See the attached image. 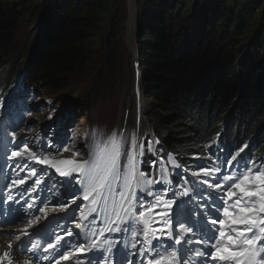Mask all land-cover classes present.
<instances>
[{"label":"trees","instance_id":"16d2710c","mask_svg":"<svg viewBox=\"0 0 264 264\" xmlns=\"http://www.w3.org/2000/svg\"><path fill=\"white\" fill-rule=\"evenodd\" d=\"M135 7L146 119L161 147L184 165L218 135L264 166V0H135ZM126 9L125 0L0 1V95L10 91V59L26 26L22 87L73 88L92 104L109 91L118 100L133 73Z\"/></svg>","mask_w":264,"mask_h":264},{"label":"snow or ice","instance_id":"6c2138e0","mask_svg":"<svg viewBox=\"0 0 264 264\" xmlns=\"http://www.w3.org/2000/svg\"><path fill=\"white\" fill-rule=\"evenodd\" d=\"M12 140L13 142L15 141L14 135ZM139 147L140 154L142 155L143 145ZM121 148V140L116 134H113L103 146L99 143H94L90 146L89 159L77 161L75 157L80 156V153L75 149L71 150L73 159L56 160L50 158L48 155L40 157L27 144H23L18 150H13L10 158L24 157L27 154V159L39 164L50 165L63 176H72L73 173L82 175L86 181V193L83 198L88 200L91 197L92 205H98L100 200L104 198V191H111L112 182L118 180L120 177L119 162L122 155ZM133 148L135 149V141H133ZM69 150L68 147H64L63 149L65 152ZM135 160V151L127 154V163L123 174L124 188L127 189V192L120 193L122 202L127 201L129 204V208L124 209L126 212L131 210V198L134 195L137 177L143 178L144 176L143 173H138L135 167ZM254 163V161L249 162L250 165ZM219 171V169L200 168L198 172H193L192 175L199 180L201 174L204 176H213L218 174ZM32 173L35 174L34 169ZM223 179L231 182L225 186L222 182ZM24 182V180L13 181V183ZM39 182L37 181V183ZM146 183L151 185L159 183V181L148 179ZM199 183L207 185L209 190L222 191L225 194L219 198L222 202L215 206V210L221 213L223 218L219 216L216 218L209 217L207 224L211 225V227H202L201 237L195 240L185 238L184 233L192 234L193 230L190 226H186L185 223H181L178 220L177 223L179 224L180 232L177 234L175 244L205 245L211 251L205 252L193 248H186L185 250L195 252V255L198 257L207 256V258L215 261L216 264H264V169H254L251 166H246L245 170L239 176L227 178L217 177L215 180H199ZM181 195L187 196L188 191L185 190ZM209 199H211V192H209ZM229 201H231V204H229ZM74 202L75 199H73ZM162 203V198H157L156 206ZM173 203L175 202L169 201L164 203L163 206L165 208H171ZM63 207L61 205V208ZM121 207H123V203ZM95 210V208H91L89 211L91 213L95 212ZM40 211L43 212L44 209H40ZM150 211L152 209L139 212L140 221L144 225L143 234L145 237H148L151 232V221L146 218L147 213ZM160 215L165 216L167 213H161ZM81 219H87L83 211L81 212ZM116 219H122L119 212L116 214ZM166 223L171 227L170 220L166 221ZM75 224L78 229L82 227L79 222H75ZM107 230L113 231L115 229L108 227ZM66 234L72 236L75 233L72 230H67ZM153 238L159 239L160 237L154 236ZM16 239H19V237L17 236ZM63 239L64 237L57 236L54 242L47 244L44 251L47 252L49 249H55ZM92 247H96L95 242L92 243ZM86 250H88L87 244H81L77 247L78 252L83 253ZM3 255L6 258L9 257L8 252H5ZM175 256L176 254L173 253L172 261L175 260ZM70 258V251H65L60 256L62 260H68ZM164 259L162 257L155 261H149V264H164ZM57 264H59V261H57ZM185 264H187V261H185Z\"/></svg>","mask_w":264,"mask_h":264},{"label":"rangeland","instance_id":"374dc122","mask_svg":"<svg viewBox=\"0 0 264 264\" xmlns=\"http://www.w3.org/2000/svg\"><path fill=\"white\" fill-rule=\"evenodd\" d=\"M0 1L4 4H14L22 0ZM125 4L127 7V20L131 17L133 20L131 24L134 27L132 41H129L126 30L125 43L126 47H129L130 43L131 47H134L136 38L134 26V15L136 13L135 0H133L130 9L127 6L128 0H125ZM26 32V26H23L21 35L18 37L19 42L12 53L15 56L10 59L12 70L15 71V74L12 70L9 71L6 77V83H11V87L9 88L11 91L8 95H0V133L2 132L10 138L7 140L9 152L18 150L23 144H27L36 154L41 152V154L48 155L50 158L56 160L73 159L70 151L61 153V149L58 146L61 139L64 140L65 138L72 137L71 142L77 146L76 150L80 153V156H77L75 159L77 161L80 158H82L81 160L89 159L87 143H81L80 141V137L85 139L87 135L81 136V133H84L87 129H91V126L98 127L101 130L115 126L120 127L123 125L125 120L124 113L127 110L129 111L127 121L130 123L133 120L134 107L132 84L127 81L126 85L120 91L118 100L114 99L109 91H105L101 100L94 104L79 98L78 93L73 88H68L65 91L64 89L46 91L40 84H37L23 89L20 87V79L22 71L25 68L24 56L27 52ZM128 78L129 72L123 78V81ZM116 82V78H111L105 86H109L108 88H110V85ZM30 91H32L31 94L29 93ZM140 101L143 109L142 114H144L145 103L142 102L143 98ZM66 111L71 113H69V117L62 124L59 121L60 113ZM141 124L142 129L149 127L146 117L142 116ZM72 128V133H66ZM13 135L15 136L14 142L12 140ZM12 163L17 171L24 174L27 181L32 182L34 185L37 181H40L39 184L42 187L54 193L57 199L55 208L61 215H69L72 221L81 220L82 211L86 215L87 208L84 206L81 207L83 202L80 201L77 203V199L82 198L81 186L86 184L85 178L82 175L73 173L72 176H63L50 165L39 164L27 159V154L24 157L12 158ZM1 166L2 163L0 162V169ZM33 169L35 170V174L32 173ZM120 172L122 173V169ZM157 189L154 190L149 187L147 189L149 192L144 197L146 199H154L158 198L156 192L165 193L160 188ZM163 194H160L159 198L163 199ZM73 199H75L74 203ZM171 200L174 201L175 198L172 196L169 201ZM61 205L64 207L61 208ZM94 219L95 216H92L87 221H93Z\"/></svg>","mask_w":264,"mask_h":264},{"label":"bare ground","instance_id":"6f19581e","mask_svg":"<svg viewBox=\"0 0 264 264\" xmlns=\"http://www.w3.org/2000/svg\"><path fill=\"white\" fill-rule=\"evenodd\" d=\"M132 2H133V0H128V5L131 6ZM131 22L133 23V20L130 17L128 20V25H127V34H128L129 41H132L133 31H134V27L132 26ZM16 78H17V76H16ZM141 126H142L141 120H139V129ZM262 169H264V166H262ZM137 183H138V179H137ZM125 192H127V189H125ZM111 219L112 220L116 219V213L112 214ZM46 220H52V218H47ZM154 222L159 223L160 221L158 218H156V219H154ZM20 226H22V225L21 224H19V225L12 224V221H10L9 219H5L3 217L0 218V254L5 253V252H8L9 255H11V256L17 254V249L15 247L9 248L8 246L12 240L15 241L17 234H20L19 241L22 240L24 234H23L22 230L19 229ZM22 229H24V228H22ZM44 235H46V233H43L40 236H44ZM44 239H45L46 243H49V241L51 240V237L46 236V237H44ZM81 244H87L88 245V250H86V251H90V250H92V248H96V250H99L102 248V244H100L99 242L96 243V247H92V242L88 238H82V242L79 245H81ZM78 246L66 245L64 247V249L59 254L55 255L54 257H52V258H50L44 262L41 260H38L35 256V253H33L32 254V264H57V261H59V264H79V262L82 261L83 257H82V255H80L81 252L77 251ZM164 246H166V243H164V241H162V243H160V247H164ZM158 248L159 247H157L156 249H158ZM138 250H139L138 254L142 253L143 255H145L144 253H146V252L144 250H140V249H138ZM65 251L71 252V258L68 260L60 259V256ZM149 252L151 254H153V251H149ZM78 253H80V254H78ZM97 257L98 256L96 255V258ZM15 258H17V256H15ZM3 259L6 260V262L3 264H9V261H10V264H19L20 263V261L15 260V259H11L8 257L3 258ZM118 263H119L118 260L114 261V264H118ZM90 264H95V263H94V261H92ZM109 264H112V261H109Z\"/></svg>","mask_w":264,"mask_h":264},{"label":"water","instance_id":"95a60500","mask_svg":"<svg viewBox=\"0 0 264 264\" xmlns=\"http://www.w3.org/2000/svg\"><path fill=\"white\" fill-rule=\"evenodd\" d=\"M127 6L128 7H130L128 4H127ZM127 23H128V21H127ZM135 44V43H134ZM132 52H134V53H136L137 51H136V46L133 48V50H131Z\"/></svg>","mask_w":264,"mask_h":264}]
</instances>
